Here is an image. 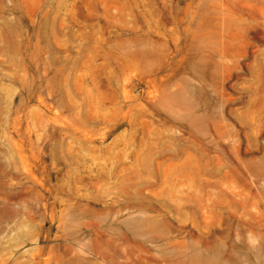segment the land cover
Segmentation results:
<instances>
[{
    "label": "rangeland",
    "instance_id": "374dc122",
    "mask_svg": "<svg viewBox=\"0 0 264 264\" xmlns=\"http://www.w3.org/2000/svg\"><path fill=\"white\" fill-rule=\"evenodd\" d=\"M0 264H264V0H0Z\"/></svg>",
    "mask_w": 264,
    "mask_h": 264
}]
</instances>
